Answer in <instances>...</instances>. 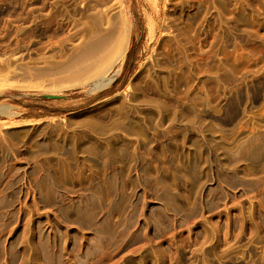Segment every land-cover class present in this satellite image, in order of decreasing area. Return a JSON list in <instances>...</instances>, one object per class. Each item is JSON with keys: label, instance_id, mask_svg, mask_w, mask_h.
Wrapping results in <instances>:
<instances>
[{"label": "rangeland", "instance_id": "1", "mask_svg": "<svg viewBox=\"0 0 264 264\" xmlns=\"http://www.w3.org/2000/svg\"><path fill=\"white\" fill-rule=\"evenodd\" d=\"M0 264H264V0H0Z\"/></svg>", "mask_w": 264, "mask_h": 264}, {"label": "bare ground", "instance_id": "2", "mask_svg": "<svg viewBox=\"0 0 264 264\" xmlns=\"http://www.w3.org/2000/svg\"><path fill=\"white\" fill-rule=\"evenodd\" d=\"M103 47H104L103 39L95 38L91 41H88V43L85 44L83 50L81 51V53L79 55L78 62L80 61L79 63H81L85 68L86 67L89 68V66L92 67L93 66L92 64H94V62L97 60V58L100 57V54L103 51ZM117 47H118V54L114 59V63H116V61L119 59V57L125 52V49H126L125 34L118 41ZM112 66H113V64L111 65L110 68H112ZM111 79H112V77H110V76L107 77L105 72H104V74L102 76L100 75V77L94 81V84H98L102 80H106V82H108Z\"/></svg>", "mask_w": 264, "mask_h": 264}, {"label": "water", "instance_id": "3", "mask_svg": "<svg viewBox=\"0 0 264 264\" xmlns=\"http://www.w3.org/2000/svg\"><path fill=\"white\" fill-rule=\"evenodd\" d=\"M47 97H50V98H54V97H57V96H55V95H50V94H48V95H46Z\"/></svg>", "mask_w": 264, "mask_h": 264}]
</instances>
